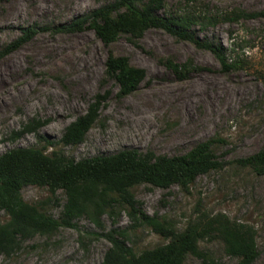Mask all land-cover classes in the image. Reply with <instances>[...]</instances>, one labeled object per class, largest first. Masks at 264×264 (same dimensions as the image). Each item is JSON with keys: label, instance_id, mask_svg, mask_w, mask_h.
Returning <instances> with one entry per match:
<instances>
[{"label": "rangeland", "instance_id": "obj_1", "mask_svg": "<svg viewBox=\"0 0 264 264\" xmlns=\"http://www.w3.org/2000/svg\"><path fill=\"white\" fill-rule=\"evenodd\" d=\"M110 1L0 0V51L21 35L22 27L66 25ZM189 10L222 18L236 10L264 12V0H166L160 13L177 16ZM195 31L201 39L222 44L229 61L242 67L223 73L211 52L161 29L148 30L139 45L123 35L110 46L92 29L74 34L41 31L0 61V155L13 148L38 147L49 154L62 151L75 160L124 149L178 156L200 142L223 139L214 147L226 162L223 169L198 177L187 189L141 184L133 192L149 215L178 231L204 215L222 214L253 226L259 250L254 264H264V175L236 163L264 148V15L207 29L196 26ZM110 52L146 71L145 80L129 96L121 97L116 80L105 74ZM162 59L181 64L193 60L202 69L180 80ZM98 100V118L84 141L76 146L59 144L66 128ZM33 120L49 123L38 132L13 137ZM22 195L56 219L66 203L64 192L55 201L47 187L28 185ZM117 211L116 220L103 216L104 228L83 217L77 228L38 234L17 252L1 255L0 264H102L111 247L104 234L130 226L127 212L119 207ZM6 220L7 215L0 213V222ZM169 241L141 227L128 244L141 252ZM199 246L203 256L189 255L185 264L239 263L217 235L206 237Z\"/></svg>", "mask_w": 264, "mask_h": 264}, {"label": "trees", "instance_id": "obj_2", "mask_svg": "<svg viewBox=\"0 0 264 264\" xmlns=\"http://www.w3.org/2000/svg\"><path fill=\"white\" fill-rule=\"evenodd\" d=\"M165 1L112 0L66 25L22 27L21 35L0 51V61L33 40L41 31L74 34L92 29L105 46H110L123 35L139 45L148 30L161 29L178 40L211 52L219 61L223 73H231L242 67L238 61H229L222 44L201 39L195 27L207 29L220 22L258 18L264 12L236 10L219 18L218 15L198 14L189 10L183 15L166 16L160 13ZM160 62L180 80L202 69L193 60L182 64L171 59ZM105 74L116 80L121 97L133 94L146 78V71L132 66L128 57L111 52L105 62ZM100 106L101 101L98 100L85 115L71 123L59 144L67 147L82 143L98 118ZM47 123L48 120H33L21 131L14 132L13 137L38 132ZM221 142L223 139L212 138L178 156L124 149L115 154L81 160L69 158L62 151L49 154L38 147L8 150L0 155V213L8 217V220L0 222V256L17 252L24 241L38 234H52L60 228H77V221L83 217L104 228L103 216L109 215L116 220L119 207L120 212H127L130 226L115 228L104 234L111 247L102 264H185L189 255L203 256L199 243L213 235L223 240L227 253L239 258L238 264H254L259 250L257 232L253 226L232 222L222 214L212 217L204 215L178 231L158 217L149 215L133 192L141 184L162 189L180 185L187 189L198 177L223 169L226 162L214 151L215 145ZM236 163L264 175V148L237 159ZM28 185L47 187L55 201H58L60 191L65 193L66 203L59 219L24 199L22 189ZM141 227L150 228L170 241L137 252L128 242L132 233Z\"/></svg>", "mask_w": 264, "mask_h": 264}]
</instances>
